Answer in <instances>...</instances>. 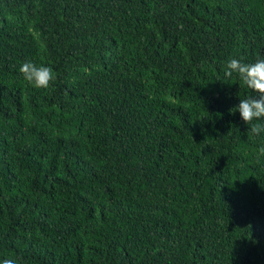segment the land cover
<instances>
[{
  "label": "trees",
  "instance_id": "1",
  "mask_svg": "<svg viewBox=\"0 0 264 264\" xmlns=\"http://www.w3.org/2000/svg\"><path fill=\"white\" fill-rule=\"evenodd\" d=\"M262 57L264 0H0V264H264V135L224 75Z\"/></svg>",
  "mask_w": 264,
  "mask_h": 264
},
{
  "label": "clouds",
  "instance_id": "2",
  "mask_svg": "<svg viewBox=\"0 0 264 264\" xmlns=\"http://www.w3.org/2000/svg\"><path fill=\"white\" fill-rule=\"evenodd\" d=\"M19 71L24 81L37 89H47L55 80L53 69L46 65L37 66L32 62H25ZM224 75L226 77L235 75L251 90V95L240 99L235 110L239 112L240 118L253 136L264 135V57L252 62L229 58L226 61ZM261 151H264V148ZM2 264H15V261L4 259Z\"/></svg>",
  "mask_w": 264,
  "mask_h": 264
}]
</instances>
